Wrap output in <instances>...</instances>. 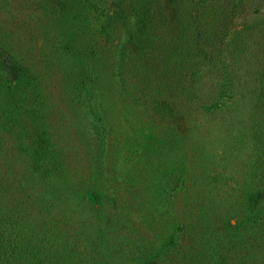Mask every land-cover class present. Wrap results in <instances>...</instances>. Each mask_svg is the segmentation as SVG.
Wrapping results in <instances>:
<instances>
[{
    "label": "rangeland",
    "instance_id": "374dc122",
    "mask_svg": "<svg viewBox=\"0 0 264 264\" xmlns=\"http://www.w3.org/2000/svg\"><path fill=\"white\" fill-rule=\"evenodd\" d=\"M206 2L190 9L194 61L182 65L179 53L149 73L147 51L121 64L123 26L104 45L96 21L84 27L80 43L98 55L80 63L44 45L38 0H0V19L21 35L13 59L41 90L18 120L0 105V191L35 239L34 260L177 264L201 232L256 213L248 200L264 184V0ZM100 8L86 5L89 20ZM4 58L2 78L13 69ZM86 69L99 81L66 86ZM38 144L56 175L34 170Z\"/></svg>",
    "mask_w": 264,
    "mask_h": 264
},
{
    "label": "trees",
    "instance_id": "16d2710c",
    "mask_svg": "<svg viewBox=\"0 0 264 264\" xmlns=\"http://www.w3.org/2000/svg\"><path fill=\"white\" fill-rule=\"evenodd\" d=\"M89 2L90 5L101 6L99 15L95 13L92 20H89L85 9ZM212 3L214 0H207L205 6ZM76 4L77 7L60 3L59 0H38L45 25L50 30L43 34L42 38L44 45L52 49V54L53 51L63 50L69 56L76 57L80 63L82 57L89 59L93 54L98 55L97 49L88 44L85 46L79 40L84 27L87 28L89 23L96 21L98 26L95 28V36L102 38L103 45L109 42V33L114 31L115 25L123 26L116 43L121 64L124 58L125 62L129 58L128 61L133 63V58L144 51H147V54H144L148 61L147 66L143 67L149 73L164 71L169 58L178 56L179 53H183L182 56L187 55L179 62L182 65L194 61L196 42L192 34L194 17L190 10L193 9V0H77L74 5ZM92 9L90 7V13ZM109 9L112 11L109 12ZM7 22L0 19V56H5V61H12L13 69L4 78L0 76V105L4 102V114L10 122L21 118V111H24L28 104L34 105V101L40 98L41 90L39 82L30 74L28 67L13 59L16 53L14 39L21 35L15 28H7ZM151 40L156 43L149 45ZM146 47L148 50H145ZM50 53L51 50L45 52L49 59ZM69 71H74L73 67H70ZM86 71L90 72L89 76L85 75L80 81L78 79L84 74H75L76 78L68 79L66 86L77 88L75 86L80 83L85 86L87 83L99 81L95 76L90 77V69ZM99 77L101 78V75ZM31 112H34V108ZM42 142L43 140L40 144ZM32 165L34 170L40 171L43 176H49L51 170H54V175L57 174V163L52 160L49 162L39 144L33 148ZM260 168L259 165L258 169ZM253 197L254 199L248 200L249 206L256 209L253 216L245 215L236 223L227 221L223 224V229L201 232V244L198 240H190V244L184 247V252H179L177 264H220L224 260L226 264H264V184L259 186ZM4 200L6 198L0 191V264H48L47 261L34 260L32 253L35 239L32 234H28V230H23V223L14 211L16 204ZM250 218L257 222L246 226ZM238 228L241 233H237Z\"/></svg>",
    "mask_w": 264,
    "mask_h": 264
}]
</instances>
